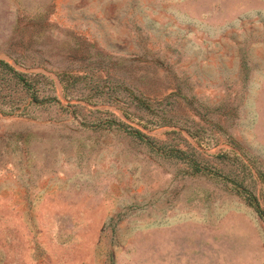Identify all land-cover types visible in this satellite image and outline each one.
Listing matches in <instances>:
<instances>
[{
	"label": "rangeland",
	"instance_id": "1",
	"mask_svg": "<svg viewBox=\"0 0 264 264\" xmlns=\"http://www.w3.org/2000/svg\"><path fill=\"white\" fill-rule=\"evenodd\" d=\"M264 0H0V264H264Z\"/></svg>",
	"mask_w": 264,
	"mask_h": 264
},
{
	"label": "trees",
	"instance_id": "2",
	"mask_svg": "<svg viewBox=\"0 0 264 264\" xmlns=\"http://www.w3.org/2000/svg\"><path fill=\"white\" fill-rule=\"evenodd\" d=\"M249 202L252 206H254L257 211L259 212V215L264 219V210H261L259 206L257 205L256 198L255 197H249Z\"/></svg>",
	"mask_w": 264,
	"mask_h": 264
}]
</instances>
